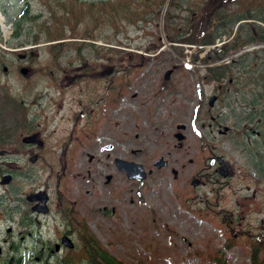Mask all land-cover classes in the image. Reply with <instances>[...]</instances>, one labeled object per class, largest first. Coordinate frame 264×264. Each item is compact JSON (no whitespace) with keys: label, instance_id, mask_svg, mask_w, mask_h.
<instances>
[{"label":"rangeland","instance_id":"374dc122","mask_svg":"<svg viewBox=\"0 0 264 264\" xmlns=\"http://www.w3.org/2000/svg\"><path fill=\"white\" fill-rule=\"evenodd\" d=\"M61 1L62 7L55 6L56 17L50 18L45 0H0V16L5 26H11L4 34L0 25L4 42L11 41L15 21L29 3L28 19L37 20L24 23V33L32 32V37L40 33L45 38L42 28L51 24L63 29L69 37L66 41L73 44L61 59L69 73L62 74L45 44L10 48L0 41V90L25 106L0 110V132L5 137L0 150L17 149L14 156H0V168L33 177L30 181L18 176L8 187L0 184L2 211L17 208L15 194L44 190L54 209L60 203L70 210L77 229L86 223L100 244L126 264H215L212 258L220 252L228 264H251L255 248L257 264H264V183L253 179L257 175L248 156L233 144L245 143L243 121L252 112L247 104L264 90V45L237 55L242 59L232 54L212 61L217 55L210 46L172 41L184 35L191 17L197 14L203 20L209 0H175L173 5L174 0H169L170 17L164 21L163 8L156 14L152 1L143 6L136 0L132 16L122 5L124 0ZM230 2L220 9L232 21L247 10L264 14V0ZM236 25L231 31V25L218 28L219 22L214 21L210 34L220 36L230 30V35L220 37L225 43L215 41L218 48L231 44L234 34L238 40L245 38L250 25L264 28L257 19L242 21L237 31ZM92 43L97 46L93 52ZM252 58L258 59L259 68ZM227 64L230 78H237L233 86L209 80L208 68ZM22 67L30 68L27 77L21 75ZM172 68L176 69L165 81V73ZM214 95L220 97L209 112V98ZM257 107L262 115L259 130L264 132V100ZM208 116H218L222 126L233 129L225 140L216 139L217 153L235 171L223 187L212 178L192 192L190 182L210 156L207 142L215 136L216 129L213 134L207 130ZM32 119L37 127L34 132L40 133L45 146L27 156L32 147H21V138L30 132L24 123ZM180 125L183 131L177 129ZM178 132L184 136L182 142L175 138ZM33 155L38 161L31 164ZM160 157L168 166L158 170L153 163ZM117 158L140 164L152 174L142 182L129 180L117 169ZM107 176H111L109 182ZM23 210L27 211L26 206ZM0 218L4 252L0 264H17L14 256L22 259L20 264H55L57 257L64 256L71 264H86L76 231L70 237L75 245L72 251L61 245L68 229L57 217L41 219L34 239L20 227L17 211L6 217L0 213ZM54 220L58 228L52 226ZM9 228L17 249L10 241ZM229 245L232 248L227 251ZM40 251L45 256L38 261Z\"/></svg>","mask_w":264,"mask_h":264},{"label":"trees","instance_id":"16d2710c","mask_svg":"<svg viewBox=\"0 0 264 264\" xmlns=\"http://www.w3.org/2000/svg\"><path fill=\"white\" fill-rule=\"evenodd\" d=\"M45 1L47 2V9L50 12V18L56 17L55 6L62 7L63 1L61 0H45ZM135 1L136 0H124V2H121L123 3L122 5L126 6L127 13L129 16H132L131 7H133V4ZM139 1L143 2V6L149 4L152 1L151 5L154 7V10H156V14L157 12L158 14H160L161 9L166 3V0H139ZM174 2L175 0L173 1L172 5L174 4ZM229 2L230 0H209V5H207L203 11V14L205 16L203 17V20L202 21L198 20V18L194 16L191 17L190 20L192 19L191 21L192 23L190 24L188 28L185 27L186 31L184 32V35L180 37H176L177 39L175 38H170V39L172 41H177L179 43H185V44H190V45H193V44L201 45V46L213 45L215 44V41L222 36V34L228 35L230 33V30L232 31L234 25L240 20L257 19V20H260V22L264 23V14H262L264 12H261L262 14L261 16L259 13L256 14L252 10H247L248 13H245L239 16L233 21L231 20V18H227L228 14L224 10L221 11V9ZM237 2L239 3L240 1H237ZM30 12H31V7H30V4L27 3L24 6V8L21 10L20 17L16 19L15 21V30L11 38V41L7 43V46L10 48H15V47L18 48V47H23L27 44L38 45L42 43H51L45 46L47 47V51L49 55L52 57L53 64L57 65L58 67L57 69L59 70V73H62V74L69 73L68 72L69 68L67 67L68 68L67 69L66 67H64L61 62L62 57L65 56L64 53L66 52L67 48L70 45H73V44H70L71 42L62 41V40H67L69 37H67V35L64 34V32L62 31L63 29L58 28V27L53 28V25L51 24H46L42 28V33L46 35L45 38L42 37L40 33L34 35V37H32V32L24 33V27H23L24 23H27L28 21L37 20V18H34V17H30L28 19V15H30ZM169 17H170V12L168 13L167 11L165 15V20H167V18ZM233 17H235V15ZM170 19H168V21ZM144 20H147V18H145ZM215 20L216 22L217 21L219 22V26H217L218 28L222 26L228 27L229 25H231L229 27L230 30L221 32L220 36H218L219 34H216V35H213V33L210 34V28L212 27V24L214 23ZM247 31H248V35L242 40H238V38L236 37L235 40L231 44H226L220 49H213L212 51L216 53L217 58L212 59V60L213 61L218 60L224 56H227L229 53L233 51L239 50L240 48L248 44H252L256 42H264V28H261L255 25H250L249 28H247ZM167 37H171V36L168 35ZM183 37H186V38H183ZM70 38L72 39V37ZM58 41H62V42H58ZM107 44H110V43H107ZM89 46H90L91 52H93L97 48V46L94 43L89 44ZM118 46H121V44H119ZM2 51L3 50L0 49V53ZM107 51H114V50L107 48ZM117 51H121V50H117ZM151 51L153 50L149 49L147 52H151ZM79 60L86 61L84 57H80ZM210 70H211L210 77L212 79H216L217 81H221L222 78L225 77L227 72L231 71V68L229 67V65H222V66L215 67L214 69H210ZM22 106H24L22 102H21V105H19V101L16 98L8 97L7 95H4V92L2 90H0V110L2 112L7 110V108L21 110L23 109ZM254 112L255 111H253V113ZM249 117L255 118V114L250 115ZM260 118L262 119V115L260 116ZM252 121L253 119L251 120L250 125L245 126L246 127L245 130H243L244 133L246 132V136L249 135V128L253 126L252 123L254 122ZM35 124H36V121L32 119L31 121L25 122L23 126L28 131H33L37 128ZM257 126H260V125H257ZM254 128H258V127H254ZM261 134H263L262 137L264 138L263 131H261ZM246 140H245V144L241 145V147H243L244 152L248 156L247 158L251 164V167L257 171L259 178L264 182V147H261L260 145H255L254 147L250 148L248 147V143L246 142ZM1 141H5V137H4V134L0 132V142ZM79 235H80L79 239L81 242L80 244L83 249L82 253L86 258V264H125L124 262L117 260L106 249H104L102 245L100 244V242L96 239V237L91 233L89 228L83 226L81 230L79 231ZM231 248L232 246L229 245L226 247V250L230 251ZM220 253L221 255L215 254L216 256L212 258L213 262L215 264H228V260L224 258V256H222L223 255L222 252ZM258 257H259V251L257 248H255L253 250V253L251 254V264H257ZM16 263L19 264L20 260L19 259L16 260ZM71 263H72L71 260H69L68 258H63L58 262V264H71Z\"/></svg>","mask_w":264,"mask_h":264},{"label":"flooded vegetation","instance_id":"af4514ba","mask_svg":"<svg viewBox=\"0 0 264 264\" xmlns=\"http://www.w3.org/2000/svg\"><path fill=\"white\" fill-rule=\"evenodd\" d=\"M230 83L233 82L232 79L229 80ZM219 95H217V102L219 100ZM214 109V106L213 107H209V112L211 110ZM211 120V124L208 125L207 127V130L210 134H213L214 130H215V136L212 135V138L211 140H209L210 142H207L209 143L208 144V151L210 153V156H208L205 161H203V166L201 167V169H199V171H196V174L194 176V179H197L198 180V184H197V187L195 189H199L201 187H204L206 185H208L209 183L212 182V178H216V181L220 184H222V187L224 184H229L230 183V179H232L233 177V173L231 175H227V169L233 167V165H231V163L225 159V157L221 154H218L217 153V147H218V144H219V140H217L218 138L220 139H223L225 140L226 137H228L230 135V132H233L230 131V132H227V133H222L221 134V129L224 127L221 125V119H219L218 116H208ZM223 121V120H222ZM259 134V133H257ZM217 138V139H216ZM216 139V140H215ZM222 141V140H220ZM32 149H29V152L27 153V156L30 155V152L38 147L39 149H43V147H40L39 145L37 144H33L31 145ZM13 155H15V151L13 152ZM34 156V163H36L38 161V156L37 155H33ZM29 161H30V158H29ZM224 161H228L229 164H226ZM14 167H18L20 168L21 170H23V167L21 166H18V165H14ZM1 173V171H0ZM23 172L21 171V173L18 175L19 178H24L25 180H32L33 177L32 176H25L24 174H22ZM12 176V179L10 181V183L8 185H6L5 187H8L9 185H11L12 183H14L15 179L17 177H15L14 173L11 172H4V173H1L0 174V184H1V180L4 176ZM219 180V181H218ZM228 180V181H227ZM19 191H17L18 193ZM38 191H30L28 194H24V195H21V196H18L17 194H15V200L13 201H16L17 202V208H11L9 209V207L5 208L4 212L2 211V205L0 203V213L1 215L4 216V213H5V217L6 215L9 216V214L11 212H14V211H17V214L19 215V224H20V227L21 228H24L23 231H25L27 233L28 236H32L33 239H34V235L36 236L37 235V231L40 229V227L42 226V223H41V219H46L48 217H54V218H58L61 222H62V225L63 226H66V228L68 229L67 232L64 234V236H71L70 234H73V229H72V223L69 222V215L71 214L70 210H66V212L64 211V209L62 208L61 204L58 203L56 205V208L54 209L53 208V204H52V200L51 198L49 199V202H48V214H45V215H41V213H34L33 210H34V207L37 205V203H31L32 201L29 200V195H31L32 193H36ZM2 202V201H0ZM59 202V201H58ZM19 205V206H18ZM26 206L27 208V211L23 210V207ZM10 211V213H9ZM72 211V210H71ZM15 214V213H13ZM58 214V216H56ZM7 219H9V217H7ZM1 220V218H0ZM55 224L52 225L53 227L55 228H58L56 227V224H57V221L54 220ZM7 233L10 235V241L12 242V244L14 245L16 242L15 240H13V233H12V229L9 228L7 230ZM35 246L37 244H34ZM38 247V246H36Z\"/></svg>","mask_w":264,"mask_h":264},{"label":"water","instance_id":"95a60500","mask_svg":"<svg viewBox=\"0 0 264 264\" xmlns=\"http://www.w3.org/2000/svg\"><path fill=\"white\" fill-rule=\"evenodd\" d=\"M7 70V68H5V71ZM21 73L24 74V75H27L29 73V69L28 68H23L21 69ZM172 73V70H169L167 71V73L165 74V80H168L170 78V75ZM215 98H212L211 99V104H213ZM179 139H181V136L178 135ZM23 141L25 143H34V142H37L38 141V135L34 134V135H31V136H28V137H25L23 139ZM39 144L42 146L43 143L41 141H39ZM3 153V152H1ZM32 161H34V158H32ZM117 162V165L119 167V169L121 171H125L127 173V176L128 178H133V179H136V180H142V179H145L147 177V174L145 173L143 167L139 164H135V163H132V162H127V161H123V160H116ZM166 165V162L163 161V158H160L156 163H155V166L158 167V168H161L162 166ZM10 180V176L9 177H5L4 180H3V183H8ZM193 184H195V181L192 182ZM41 200L43 204L46 203L47 201V197L45 195V193H38V194H35V195H32L29 197V200L31 201H35V200ZM40 207H43V206H40ZM39 211H45L43 209H39ZM63 244H65L66 246L72 248L73 247V244L72 242L70 241V239L68 238H64L63 239Z\"/></svg>","mask_w":264,"mask_h":264},{"label":"bare ground","instance_id":"6f19581e","mask_svg":"<svg viewBox=\"0 0 264 264\" xmlns=\"http://www.w3.org/2000/svg\"><path fill=\"white\" fill-rule=\"evenodd\" d=\"M1 20H2V18H1Z\"/></svg>","mask_w":264,"mask_h":264}]
</instances>
